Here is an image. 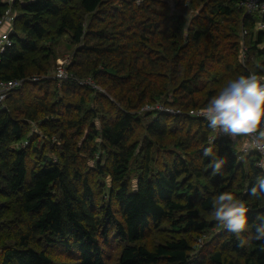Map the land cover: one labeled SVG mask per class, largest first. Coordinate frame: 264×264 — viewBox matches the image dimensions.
Returning <instances> with one entry per match:
<instances>
[{
  "label": "trees",
  "instance_id": "16d2710c",
  "mask_svg": "<svg viewBox=\"0 0 264 264\" xmlns=\"http://www.w3.org/2000/svg\"><path fill=\"white\" fill-rule=\"evenodd\" d=\"M174 1L188 12L206 8L199 16L204 24L192 15L194 30L186 44L182 31L187 18L179 12L164 13L166 3L158 0H146L139 6L134 0H123L124 11L105 8L106 0H15L12 4L0 0V15L9 6L15 14L13 45L0 55V80L25 79L34 63L30 57L40 51V43L56 42L69 34L80 44L77 56L94 55L91 71L95 83L110 82L108 89L116 90L113 96L119 102L114 106L106 99L113 105L106 106L99 95L96 108H89L84 91L99 93L80 84L76 77H83L74 71L71 78L60 81L62 88L59 84L57 88L67 94L78 92V104L61 97L47 103L49 89L35 103H28L12 96L21 88L0 104V220L12 217L14 224L6 223V228L15 229L17 238L0 244V264H55L42 242L61 248L74 264H105L104 245H110L113 238L123 243L118 264H264V241L253 240L241 246L242 237L232 233L216 235L218 248H202L197 253H193L186 237L167 240L152 249L139 243L151 231H164L166 225L186 234H200L213 227L202 218L198 204L206 212L214 211L216 195L230 191L238 197L236 187L245 193L242 200L251 209L250 223L264 212V199L248 195L257 177L264 175L257 167L258 154L247 155L244 165L231 137L224 135L211 141L213 129L208 121L189 115L191 109L206 108L208 100L197 94L203 91L209 66L222 63L227 49L224 44L231 43L232 36L222 34L220 24L227 23L242 32L247 29L249 57H264V32L254 31V19L245 15L237 0ZM98 10L95 24L99 28H86L85 15ZM232 43L239 48L240 42ZM254 73L264 76V64ZM248 74H252L250 70L244 75ZM208 94L212 98L214 92ZM156 101H163L175 113H140L144 105ZM42 112L49 115L42 119L45 126L62 134L64 151L60 160L49 157L26 134L25 119L38 121ZM58 115L62 119L54 120ZM146 116L152 117L147 136L139 141L136 128ZM68 130H73L72 139L82 137L81 145L70 142ZM174 130L182 134L169 136ZM169 138L177 149H191L187 157L167 150L164 154H171L169 161L153 157L155 146L161 151ZM17 142L22 147H15ZM30 142L35 154L32 164ZM195 145L200 147L194 149ZM209 147L212 154L205 157L204 150ZM139 151L143 160L133 188L131 166ZM83 154L96 161L97 173L110 178L107 201L101 202ZM104 156L106 164H102ZM214 159L224 161L218 172L212 165ZM239 178L244 184L237 186ZM202 179H208L215 190L204 185L205 194H200L195 181ZM231 250L236 257L228 255Z\"/></svg>",
  "mask_w": 264,
  "mask_h": 264
},
{
  "label": "rangeland",
  "instance_id": "374dc122",
  "mask_svg": "<svg viewBox=\"0 0 264 264\" xmlns=\"http://www.w3.org/2000/svg\"><path fill=\"white\" fill-rule=\"evenodd\" d=\"M5 2H8L9 4H12L15 0H4ZM79 0H74V2H78ZM146 2V0H134V4L139 6ZM158 2H165L166 3V9L163 11L166 14H171V13H183L185 17L187 18L186 25L183 28V43H187L193 33V24L192 22V15H197L198 17V23L204 24V20L202 17H199L203 10L205 11V7H196L195 9H191L189 12L188 10H182L181 6L178 5L174 0H158ZM120 8L121 11H124L126 9L125 6H123V0H106L105 8ZM120 11V12H121ZM99 16V10L97 11L96 14H87L85 15V24L86 28H95V19ZM191 18V19H190ZM14 25V24H13ZM197 26V24H196ZM220 32L222 34H230L232 36V40L239 43V48L235 47L234 43H232V40H229L227 43L224 44L227 49L223 52V61L222 63H217L209 66V75H207L202 82V88L203 91L197 94L199 97H203V99H207L208 101L211 99V95L208 94L209 92H214L213 95H215L225 84L231 80L235 79L236 77L240 75H244L246 70H250L252 74L254 73V69L257 67H262L264 64V57L258 54H252L250 57L248 56L247 49L250 47L249 44V38H245L243 35V32L241 29H233L231 25L222 22L220 24ZM229 35V36H230ZM80 47V44L75 43L71 36L69 34L63 35L61 38H59L56 42H50L49 40L42 41L40 43V51L30 57V61H34V63L30 66L28 75L24 79L23 85L20 87L21 91H18L14 93L12 96L14 98H22L24 101L30 103L34 102L36 98L42 97L45 93L46 89H49V95L47 99V103L51 104L56 102L60 97L65 99L67 103H74L78 104L80 101V94L76 92L75 94H67L64 92L62 89L60 92L58 91V84L60 88H62L63 84L60 82L61 80L58 79L57 74L59 72L60 68H63L69 72L71 75L72 72L76 71L78 74H80L81 77L83 78H78L76 77L77 80H83L85 82H91L87 83V86H90L92 88L97 89V93L90 94L89 92H85V100L87 101V106L89 108H96L97 103L95 101V98L97 96H101V100L104 105L106 106H118L119 102H117V99L113 96L115 91H110L108 89V86L110 85V82L105 83H95L94 77L92 75L91 68L94 66L92 60L94 59V55L92 58H80L78 55V49ZM247 52V53H246ZM99 67V60L97 61ZM228 65L232 66V68L228 69ZM258 78L261 79L262 82H264V76H261ZM97 80V79H96ZM45 81H49L50 84H46ZM161 82L163 80L161 79ZM66 87V85H65ZM57 88V89H56ZM56 89V91H54ZM172 95V93H171ZM106 97V98H105ZM171 97V96H169ZM168 97V98H169ZM111 103H109L107 100ZM99 99H97L98 102ZM172 100V99H171ZM163 106L165 108L172 109L169 105L163 103V101H156L154 103L146 104L144 105L140 113L143 115L148 111H156L153 110L157 106ZM200 105V104H199ZM58 109L59 107L56 106ZM40 110H42V107H39ZM149 109V110H147ZM166 112V110L161 111ZM45 117H48V112H42L40 114V119L38 121H31V120H26V134L28 136H31L32 139L36 140L39 146L45 151V153L49 156L54 158L55 160H60L63 158L61 154L64 151V141L60 137L62 134L60 132H56L55 128L47 127L45 126L44 122L42 119ZM57 119L54 118V120H61L60 115L56 116ZM152 117H144L143 118V123L141 126H138L136 128V133H135V138L138 139L139 141H143L145 138L144 136H147L146 132V127L149 124L150 120ZM75 119V118H74ZM99 121L96 120V123ZM167 122L169 123V126L172 125L171 119H168ZM100 125V123H99ZM65 127V126H64ZM196 130V127L192 129V134ZM72 132L73 130H68L67 131V136L72 142L74 143V146L76 144V141L81 145V141L83 140L81 138L77 139H72ZM182 134V133H180ZM180 134L177 133V130L171 131L169 136H180ZM227 135L232 138L233 140V147L235 149L236 154L238 155L244 165H246L248 162L246 161L247 155L242 153V149L245 145L244 138L242 136L233 138L230 134L228 133H223V132H217V131H212L210 134V139L211 141L214 139L221 138L222 136ZM247 139V138H246ZM174 140V139H173ZM174 142L170 138L168 139L167 143H165V148L162 149L161 151L158 149V145L155 146L154 151H153V157L155 159H160L165 161H169L171 158L170 155H165L164 151H169L170 153L176 152L179 155H183L184 157H187L191 149L187 151H182L180 149H177L174 146ZM17 148L22 147V143H15L14 145ZM32 143L30 142L28 145L30 157L29 161H31V164L34 162V151L32 150ZM200 146L195 145V148H198ZM84 155V154H83ZM82 158L85 159V162L90 166L92 169V175L93 178L92 180L95 182V188L98 191V194H100L99 198L102 201H105L106 199L108 200V194H106L107 188L109 187L110 183V178L105 177L99 173H97V166H96V161L89 159L85 155ZM87 158V159H86ZM143 160V153L139 151L137 154L135 160L132 163L131 166V184L133 185V188L136 187V174L140 172V167H141V162ZM105 162V163H104ZM247 162V163H246ZM102 164H106V156L103 157L102 159ZM197 187L200 189V194H205V190H203L204 185H207L208 188L212 191L215 190V187L211 186L210 181L208 179H202V180H196L195 181ZM238 183L240 186L244 184V182L241 180V178L238 179ZM237 183V184H238ZM236 190H238V198L242 200V195H244V192H240L239 189L236 187ZM221 194V193H219ZM217 194V195H219ZM216 195V196H217ZM5 200V199H3ZM106 200V201H107ZM198 208L201 212L202 218L210 221L213 223V227L207 229L206 231L200 233V234H186V233H181V232H174L168 225L165 226V230L162 232H156V231H151L147 234L146 238L139 242L140 244H143L149 248H154L160 243H164L167 240L170 239H177L180 237H186L190 240L194 250L193 253H197L200 249L202 248H209V249H216L219 247V240L214 241V238L216 235L220 233H225L224 236H229L230 232H228L226 229H224L220 222L215 221V218L213 216V212H206L204 211L200 204H198ZM9 218V219H8ZM10 215H8L7 218L1 219L0 224H3L4 228L0 230V244H5L9 243L10 241L17 240L14 230L15 229H10L6 228V223L9 225L14 224L12 221H10ZM242 239H245L246 237L241 235ZM41 246H45L47 248V252L49 255L52 257L54 260L55 264H74V259L71 258L70 255L64 253L61 248L53 247V246H48L44 242H42ZM38 247H40L38 245ZM123 247L122 241L118 240L117 238H113L110 245L105 244V264H118V256L120 254V251ZM2 249H0V254H1ZM229 256L236 257L234 251H229L228 252Z\"/></svg>",
  "mask_w": 264,
  "mask_h": 264
},
{
  "label": "clouds",
  "instance_id": "9594fccd",
  "mask_svg": "<svg viewBox=\"0 0 264 264\" xmlns=\"http://www.w3.org/2000/svg\"><path fill=\"white\" fill-rule=\"evenodd\" d=\"M203 115L208 121V126L214 131L228 133L233 138L249 136L254 141V147L264 151V82L257 75H240L229 80L208 101ZM210 154L212 149L206 148L204 156ZM223 163L222 160L212 161L216 172ZM248 195L264 199V175L257 177ZM213 207L215 221L220 222L228 232L237 237L250 232L245 239L239 241L241 246L253 240L264 241V212L250 223L251 209L230 191L217 195Z\"/></svg>",
  "mask_w": 264,
  "mask_h": 264
},
{
  "label": "built area",
  "instance_id": "2783aa9c",
  "mask_svg": "<svg viewBox=\"0 0 264 264\" xmlns=\"http://www.w3.org/2000/svg\"><path fill=\"white\" fill-rule=\"evenodd\" d=\"M237 6L245 12V15L250 16L254 19V31L264 32V0H237ZM15 21V14L12 10V7L9 6L5 12L0 15V55L5 52V50L13 45L11 39V30ZM247 34V29L243 30V35ZM58 79L67 80L72 77L69 72L63 68L59 69L57 74ZM24 83V79H9V80H0V104L5 101V99L13 92L15 89L20 88ZM80 84L86 85L87 83L92 84L91 82H85L79 80ZM205 108L191 109L189 115L207 120L203 115ZM149 110V109H147ZM156 111H164L167 113L173 114L175 110L165 108L162 105L157 106ZM218 132V131H217ZM247 143L242 149V153L245 155H250L252 153L258 154L257 167L264 172V151L254 147V141L251 137L246 136ZM214 141V139L212 140Z\"/></svg>",
  "mask_w": 264,
  "mask_h": 264
},
{
  "label": "crops",
  "instance_id": "0c3cea01",
  "mask_svg": "<svg viewBox=\"0 0 264 264\" xmlns=\"http://www.w3.org/2000/svg\"><path fill=\"white\" fill-rule=\"evenodd\" d=\"M243 138H244V136H242ZM245 141H244V143L246 144L247 143V140H246V138L244 139Z\"/></svg>",
  "mask_w": 264,
  "mask_h": 264
}]
</instances>
